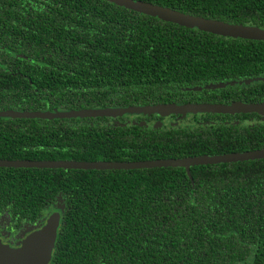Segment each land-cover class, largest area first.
<instances>
[{
  "label": "trees",
  "instance_id": "16d2710c",
  "mask_svg": "<svg viewBox=\"0 0 264 264\" xmlns=\"http://www.w3.org/2000/svg\"><path fill=\"white\" fill-rule=\"evenodd\" d=\"M140 1L264 29V0ZM263 77L264 41L185 28L108 0H0V111L176 104L180 94L262 103ZM217 83L224 87L208 88ZM124 117H0V160L132 162L264 149V123L170 132ZM58 200L50 264H264V159L188 171L0 167V215L14 231Z\"/></svg>",
  "mask_w": 264,
  "mask_h": 264
},
{
  "label": "water",
  "instance_id": "95a60500",
  "mask_svg": "<svg viewBox=\"0 0 264 264\" xmlns=\"http://www.w3.org/2000/svg\"><path fill=\"white\" fill-rule=\"evenodd\" d=\"M118 6L135 12L156 17L165 22L174 23L185 28H196L203 32L223 37L245 40L264 41V29L255 26L230 24L223 21L192 16L174 9L154 5L140 0H108ZM264 80L263 78H259ZM247 83L250 81H246ZM231 82L230 84H233ZM224 87V83H217L208 88ZM259 104H247L240 101L231 104H174L161 103L143 106L86 108L64 111H0V117L27 118V119H71L118 117L123 115H152L169 116L186 113H247L260 112ZM142 125L144 123H141ZM139 126H141L138 123ZM264 158V149L239 153H226L219 155H202L186 158H169L156 160H143L132 162L110 161H30V160H0V167L25 168H63V169H150L161 167H183L187 171L191 166L216 164L224 162L248 161ZM61 221V211L55 209L47 217L45 223L37 230L26 235L19 246L13 247L0 240V264H48L52 257L58 229Z\"/></svg>",
  "mask_w": 264,
  "mask_h": 264
},
{
  "label": "flooded vegetation",
  "instance_id": "af4514ba",
  "mask_svg": "<svg viewBox=\"0 0 264 264\" xmlns=\"http://www.w3.org/2000/svg\"><path fill=\"white\" fill-rule=\"evenodd\" d=\"M200 91H202V89ZM179 96H180V100L176 104H198V103L225 104V103H212V95H210L209 97L207 96L196 97L193 94L191 95L180 94ZM202 99H205L206 102L202 101ZM247 104H251V103H247ZM254 104H259L260 106H262L260 107V112H247V113H234V114L186 113V114H172L169 116H159L156 114H152L148 116L126 114L123 116H126L124 118H125V122L127 123L130 121L132 122L134 121L138 123L142 122L144 123L143 125H141L143 127L156 129V130L161 129L170 132H172L171 130L174 129H179L181 131H184L189 129L191 130L198 129V127L213 128L221 125H226L227 123H235L236 125L244 126V127H255L258 126L260 123H264V102L254 103ZM240 114H243L245 117L238 118V115ZM118 117H122V116H118ZM199 131L201 133L203 132L201 130ZM256 150H260V149H256ZM239 152H235V153H239ZM241 152H246V151H241ZM222 154H226V153H222ZM214 155H219V154H214ZM238 162H242V161H238ZM224 163H237V162H224ZM224 163H216V164H224ZM206 165H215V164H206ZM49 214H47V216L42 220L40 219L36 224L31 225L30 223H28L23 225L22 226L23 229L21 228L20 231H14L13 229L10 228L11 220L8 216L0 215V240L3 243L9 244L10 246L13 247L19 246L22 239L26 235L30 234L34 230L39 229L45 223ZM6 222L7 224L5 225ZM50 262L48 264H50Z\"/></svg>",
  "mask_w": 264,
  "mask_h": 264
},
{
  "label": "rangeland",
  "instance_id": "374dc122",
  "mask_svg": "<svg viewBox=\"0 0 264 264\" xmlns=\"http://www.w3.org/2000/svg\"><path fill=\"white\" fill-rule=\"evenodd\" d=\"M129 123H131V124H133V125H138V122H132V121H130ZM142 122H140L139 124L140 125H142L141 124ZM61 208H63V206H62V202L61 201H57V202H55L54 204H53V206H52V208L50 209V210H47V212H46V216H47V214H49V213H51L52 211H54L55 209H61ZM7 224V222L5 223V225Z\"/></svg>",
  "mask_w": 264,
  "mask_h": 264
}]
</instances>
